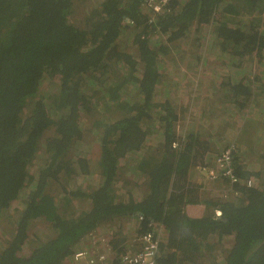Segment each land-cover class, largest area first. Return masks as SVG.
Returning a JSON list of instances; mask_svg holds the SVG:
<instances>
[{"label":"trees","instance_id":"16d2710c","mask_svg":"<svg viewBox=\"0 0 264 264\" xmlns=\"http://www.w3.org/2000/svg\"><path fill=\"white\" fill-rule=\"evenodd\" d=\"M144 2L103 0L76 17L78 0H0V215L14 227L10 242L0 246V264H65L98 228L123 218L139 223L137 236L150 231L152 222L164 226L157 264H264V166L248 170L235 154L239 183L232 186L233 197L203 201L204 216L189 218L185 206L198 202L189 187L191 173L203 165L210 143L194 127L187 126L184 137L177 134L182 117L183 126L188 124L186 108L178 113L175 100L154 101L165 79L159 66L165 56L186 47L175 43L190 39V48L197 49L207 27L220 53L238 64L252 55L260 64L264 0H172L152 18L144 15ZM242 12L250 18L244 28L236 21ZM129 29L131 51L119 43ZM194 55L182 53L181 63ZM111 76L125 86L110 83ZM246 76L210 83L209 90L220 91L228 111L261 105L264 84L258 81L254 88L257 76ZM127 91L130 97L121 102L118 95ZM98 104L108 109L102 118L96 117ZM112 108L116 119L110 118ZM211 109L208 105L201 119L211 117ZM255 122L246 118L242 124L246 129ZM87 135L95 136L91 146ZM82 143L90 147L88 158L71 159ZM259 154L264 161V148ZM133 189H141L140 197ZM21 198L22 211L9 216ZM38 220L49 225L53 237L30 239ZM120 233L113 232L109 243L119 253ZM226 239L231 243L220 260L208 255L213 241L223 245Z\"/></svg>","mask_w":264,"mask_h":264},{"label":"rangeland","instance_id":"374dc122","mask_svg":"<svg viewBox=\"0 0 264 264\" xmlns=\"http://www.w3.org/2000/svg\"><path fill=\"white\" fill-rule=\"evenodd\" d=\"M103 0H78L79 7L77 6L74 9V14L77 17H81L82 14H85L87 11L89 12L92 8H96ZM238 6V5H237ZM242 7V5L240 6ZM143 13L144 15H148L150 17V10L143 5ZM249 16H247L244 12H242L237 18L236 21L239 24V27L244 28L245 24L249 20ZM246 20V22H245ZM208 29L203 31L199 47L196 46L197 49L192 50L190 46H192L193 42L191 39L187 40L185 42H178L174 45H185L186 47L184 49L178 48L177 50H173L169 56H165V59L163 60V64L160 66V71L165 74V79H163L158 87V91L155 93L154 101L155 102H163L164 100H175L174 107L176 108V111L178 113H181V107L186 108V121H188V124L183 126L184 118L182 117L179 121L178 125H176V132L179 136L184 137V135H187V133L190 130H187L188 128H193L194 130L198 131L201 134L202 139L206 141V135L209 134L211 137L213 135H216L218 139L221 137V131H226V128H230L229 131H226L224 135L226 136L227 133L231 135V137L235 136H243L245 139H247V142L250 144L256 143V145H261L263 143L262 138L264 135V103L261 105H257L255 103H252L249 107L246 108V110L237 111L232 109L231 111L223 112V117L227 118V120H224L221 123V120L215 118L214 119H206L208 120L209 124L202 121L200 115L202 111L206 110L208 105L209 107H212V102H214L212 99L220 97L221 93L220 91L218 93L213 94L212 91L209 90L210 83H217L218 81H227L231 80L233 83L239 81L242 78L247 77V79H253L257 76V81L254 84V88H257L258 81L262 84H264V56L262 57L261 63H257V57L255 56H247V58H244L239 61V64L236 62H233V58L231 56H227V54L220 53L219 50H216L212 43V37L209 35V33L212 32L211 27H207ZM134 34L133 29H129L126 33H124L121 38L119 39L120 43V49H125L131 51L130 44L132 42V36ZM205 35V36H204ZM156 38V37H155ZM155 38L153 39V42L160 41L162 37L157 38L156 41ZM173 47V46H170ZM177 48V46H176ZM184 53L185 58L189 57L190 53H195V55L191 58L190 61H186L185 63H181L180 55ZM197 57H200L199 60ZM183 57V59L185 60ZM111 82L116 81L117 85L119 87L125 86L124 83H122V80L117 81V76H111ZM194 80V85H190L189 81ZM48 83L45 84V87ZM87 86H90V83L86 84ZM86 86V87H87ZM185 89H182L181 87H184ZM261 87V86H259ZM87 89V88H86ZM106 89V88H105ZM131 87L128 86V90H130ZM263 89V88H262ZM260 89V90H262ZM103 90H100L97 92V95H101ZM182 91V93L180 92ZM256 91V90H255ZM104 92V91H103ZM255 93V92H254ZM261 93V92H260ZM130 97L128 95V91L126 93H120L118 95L119 100L121 102H126L127 98ZM253 98H256V100H261V97H259L256 94H253ZM209 99L211 101H209ZM220 99V98H219ZM227 105V106H226ZM220 106H226L228 108V102L224 103L222 101H218L217 107ZM253 108V110L251 109ZM98 113L96 114L97 118H102V115L104 113H108V109L105 110V107L101 104H98ZM251 111L249 112V110ZM183 111V110H182ZM212 116L216 117L217 115H220V111L217 113L213 111L212 109ZM116 116V117H115ZM117 113H115V108L111 109L110 112V118L116 119ZM244 117V119H243ZM246 118L257 121L255 122L253 126L247 128H244L245 125L242 124V121ZM89 122L85 124L86 128L91 129V124L93 122V118H90ZM214 120V121H213ZM213 121V122H212ZM226 126V128H225ZM156 136V134H155ZM258 136H261V139H257ZM95 136L93 135H87L86 136V143L94 144ZM93 141V142H92ZM209 143H212L211 141H208ZM234 142V140H233ZM246 141H241L240 145L238 142L234 143L237 147V152H239L240 146H246ZM79 144L76 146L72 152L70 153V158H74L75 156H84L88 158L87 155V149L90 148L89 145ZM150 143H152L154 146L156 145V141H154L153 138H150ZM226 142L223 143L225 145ZM252 148L254 151H256V154L253 157L248 156L249 164L253 166V171L261 170L263 167L258 166V162L260 159L259 153L263 150L264 147L255 146ZM244 149V148H243ZM92 150V149H91ZM90 153L93 154L94 150ZM219 151L215 150L214 152ZM242 153V152H241ZM40 155V152L38 153ZM240 156V153H239ZM251 157V158H250ZM264 166V165H263ZM32 168L31 170H33ZM77 181V180H76ZM77 183H80L81 181H77L74 184L77 185ZM84 183V182H82ZM85 187V185H83ZM89 187V186H88ZM135 192L134 197L138 198L140 197L141 189L137 192V189H133ZM55 194L52 191V195ZM23 197V196H22ZM25 197H23L24 199ZM22 198L16 202H14L11 205V208L8 209V215L11 216L17 211H22L23 207V200ZM76 206L79 208H86L87 206L76 203ZM137 226V222L135 219L131 218H123L121 222H113L111 224L105 225L99 230L95 231L88 237L86 240L87 246H83L86 248H82V245L80 249H89L88 245H92V242L96 239H99L101 235L105 236L106 229L111 230L113 228H116L115 230L122 229L123 233H128V238L130 239V242L137 240L138 236L134 235V228ZM14 231V227L12 224H10L9 218L5 217V215H0V246H4L5 244H8L10 242V239L12 237V232ZM109 232V231H108ZM163 234V233H162ZM30 239H34L36 236L40 237L39 240H44L50 237H53L54 234L49 228V225L45 223L43 220H38L34 223V227H30L29 231ZM164 238H162L160 234V241H162ZM136 243V242H135ZM231 240L226 239L223 242V245L216 244L215 241H213L214 244V250L211 249V251H208V255L213 256L215 255V258L219 259V256L224 255L225 251L230 246ZM132 245V244H131ZM29 249V248H28ZM28 249L24 248L21 252L22 255L26 256L28 254ZM209 249V248H208ZM207 251H205L206 253ZM200 264V263H198ZM203 264V263H202ZM206 264V263H204ZM208 264V263H207Z\"/></svg>","mask_w":264,"mask_h":264},{"label":"crops","instance_id":"0c3cea01","mask_svg":"<svg viewBox=\"0 0 264 264\" xmlns=\"http://www.w3.org/2000/svg\"><path fill=\"white\" fill-rule=\"evenodd\" d=\"M181 88L185 89V86L181 87ZM218 92H219V90H216V91L213 90L212 91L213 94L218 93ZM221 96L222 95H220V97H218V98L214 97V99H212L214 101V102H212V107L214 108L212 110L215 111L216 113H217V111L221 112L220 115L219 116L217 115L216 117H217V119L221 120V123H222L223 121L227 120V118L223 117V114H224L223 112L228 111V108H226L227 105L223 106V107L220 106L219 108L217 107L219 100L224 102L223 101L224 98ZM209 101H211V100L209 99ZM216 117L205 116V117H202V121L204 122V120H205V123L209 124L208 120H206V119H210V118L215 119ZM225 128H226V126H225ZM229 130H230V128H226V131H229ZM197 131H198V129H197ZM225 132H224V130L221 131V137L219 139H218V137H216V135H213L212 137L209 134L206 135L205 140L212 142V143H210L209 151L207 152V154L204 157L203 165L199 164V166L195 167V170L191 173V180H190L191 185L189 187L192 189V193L195 197V200L198 201L197 203L186 205L184 208V214L191 219H199V218H202L204 216V214L206 212V208L203 205V201H208V200L224 201L227 199L229 200L233 197L232 190H231L232 187L230 186V183H228V181H226L224 179L209 180L207 178L206 173L203 171V168L214 166V164H213L214 158L225 147H227L228 145H230L232 143H236V142H238V144H240V145H244V144H241V141H243V140L246 141L245 142L246 146H242V147L240 146L239 152H237L236 155L239 157L238 163H240V165H244L246 167V169H248V170H253L252 169L253 166L249 164L248 156H251L254 158L256 152H251V150H252L251 148L256 143L249 145V143L247 142V139H245L243 136L242 137L241 136L231 137V135L229 133H227V135L225 136L224 135ZM263 137H264V135H263ZM257 139L258 140L261 139V136H258ZM233 140H234V142H233ZM224 142H226L225 145H223ZM236 149H237V147H236ZM215 150H219V151L214 152ZM239 153H240V156H239ZM247 154H248V156H247ZM257 165L263 167L264 161L260 160ZM138 224L139 223L137 222V226L134 228L135 232L138 228ZM99 229L100 228H98L97 230H99ZM115 229L116 228H113L112 231L113 232L117 231L119 233V230H115ZM112 231L106 229L105 236L101 235L99 239L104 240L106 243H108L109 252H106L107 256L110 259L112 257H115V263H113V264H117L116 262H117L118 257H120L121 254H123L126 250H128L129 247L131 246V244L132 245L135 244L136 239H135L134 243L130 242V239L128 238L129 234L125 233V232L123 233L122 229H120V231H121L120 234L124 238V242L121 245V247L123 248L124 251L119 253V252H117V250H114L112 248V246L109 244L111 242V238H112V236H111V234L113 233ZM135 232H134V235H136ZM160 233H161L162 238H164L161 241V242H163L166 238V235H167L166 230L164 231V229H163V231H161ZM87 239H85L84 242L82 243V248H86L83 246H87V242H86ZM88 247H89V250L94 249V247L91 244L88 245ZM80 250H83V249H80ZM64 263L65 264H80V263L74 262V260L71 258H69Z\"/></svg>","mask_w":264,"mask_h":264},{"label":"built area","instance_id":"2783aa9c","mask_svg":"<svg viewBox=\"0 0 264 264\" xmlns=\"http://www.w3.org/2000/svg\"><path fill=\"white\" fill-rule=\"evenodd\" d=\"M172 0H145L144 5L150 10V18L159 14ZM237 153L234 143L225 147L213 161V167L203 168L209 180L224 179L232 187L239 183V179L234 174L233 156ZM251 180L245 181L246 187H251ZM215 217H221L220 211H215ZM141 220V219H140ZM150 231L139 235L136 243L120 255L117 264H157L161 255L160 232L165 231L162 224L150 223ZM93 250L77 251L71 259L80 264H113L115 257L111 259L107 256L109 252L108 243L104 240L96 239L92 242Z\"/></svg>","mask_w":264,"mask_h":264}]
</instances>
